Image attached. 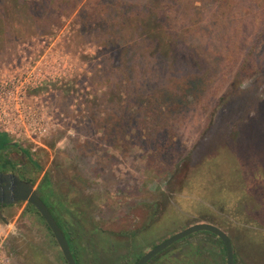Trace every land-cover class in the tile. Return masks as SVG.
I'll return each instance as SVG.
<instances>
[{
  "label": "rangeland",
  "instance_id": "rangeland-1",
  "mask_svg": "<svg viewBox=\"0 0 264 264\" xmlns=\"http://www.w3.org/2000/svg\"><path fill=\"white\" fill-rule=\"evenodd\" d=\"M76 1L73 9L52 8L46 22L11 15L0 35V79L33 71L38 88L28 95L47 104L53 122L39 145L10 137L16 146L2 157L35 189L48 180L56 213L82 240L73 243L80 264H93L84 246L94 224L132 230L138 242L195 223L225 230L239 264H264V58L255 69L243 61L264 23L263 3L161 0L173 3L182 24L169 29L164 40L176 44L175 53L157 73L137 39L140 28L118 42L117 29L93 26L95 0ZM118 1V11L132 13L147 0ZM3 216L0 242L11 264H63L45 222L26 203ZM114 234L109 238L129 241Z\"/></svg>",
  "mask_w": 264,
  "mask_h": 264
},
{
  "label": "trees",
  "instance_id": "trees-1",
  "mask_svg": "<svg viewBox=\"0 0 264 264\" xmlns=\"http://www.w3.org/2000/svg\"><path fill=\"white\" fill-rule=\"evenodd\" d=\"M98 4L97 6H100L99 9H97L96 17L93 19V26L96 29H103L105 25H109L112 30L117 29L118 30V36L117 40L118 42H124L128 43L129 41L133 39H129V36L127 35L130 28L136 27L141 29V36L137 39H140L141 42L145 43L146 45V51L148 52L150 57L154 60V68L155 72H157V69L161 66L163 63V58L166 57V55L171 52L175 53V51H170V47L174 46L176 44H171L169 42H166L165 37L167 33H169V29L173 25H180L182 24V21H180L176 15H173L172 9L170 7L173 5V3H169L168 1H163V3H160L161 0H147L144 5H135L133 8H141L140 11H134L131 12H125L118 11L119 10V4L117 1H103V0H95ZM197 0H195L196 2ZM215 2L218 7H234L237 5L238 0H207ZM262 2L264 6V0H257ZM199 2V1H198ZM73 3L75 4L73 7ZM78 1L76 0H37V1H21V0H0V35L3 36L6 32V29L8 27V23L11 19V15L17 16L20 12L25 14L27 17L35 18L34 20L36 22H46L50 19V16L53 12L52 8H60L64 7L66 5L70 6L71 9L75 8ZM71 4V5H70ZM163 4V5H162ZM110 5V6H109ZM121 5V3H120ZM114 7L112 10H108ZM194 6V3H193ZM122 7V5H121ZM65 8V7H64ZM62 9L59 10L58 12ZM105 14V15H103ZM123 32V33H122ZM122 39V40H118ZM136 38V37H135ZM121 43V44H122ZM262 49V51L259 50L257 53V48ZM160 50V51H159ZM160 52V53H159ZM157 55V57L155 56ZM175 56V54H174ZM249 58V59H248ZM264 58V23L261 25L259 31L257 32L255 36V41L252 44V47L249 51H247L243 57L244 64H251L252 67L257 68L261 66V62ZM253 69V68H252ZM147 72H151V69H148ZM241 72V69H240ZM158 73V72H157ZM153 73H151L152 75ZM150 76L146 78L145 84L147 85L146 88H151L150 83ZM117 87V85L115 84ZM142 83L138 86V88L142 89ZM144 92V91H143ZM142 92V93H143ZM145 94H142V96ZM16 146L13 144V140L10 138L9 135L5 133H0V162L2 166L5 168L8 167L10 169H14L15 165L12 164L9 160L4 159L1 155V153L8 148ZM23 154L28 158V160L31 161V159L28 157L29 153L26 150H22ZM33 184L32 181H28ZM44 184L40 185V187L37 189L38 194L40 195L41 200L45 203L48 210L54 217L57 223L59 222V215L56 213V201H50L51 195L49 194V197L46 196L45 199H43L42 195L45 193L46 188L49 187V182L47 179H45ZM27 206L34 210H36L29 204ZM37 213V212H36ZM38 214V213H37ZM58 215V216H57ZM61 220V219H60ZM62 221V220H61Z\"/></svg>",
  "mask_w": 264,
  "mask_h": 264
},
{
  "label": "flooded vegetation",
  "instance_id": "flooded-vegetation-1",
  "mask_svg": "<svg viewBox=\"0 0 264 264\" xmlns=\"http://www.w3.org/2000/svg\"><path fill=\"white\" fill-rule=\"evenodd\" d=\"M14 170L15 169H6L4 166L0 165V173H12L17 176H20L19 174H16V172H13ZM45 196L49 197V194L47 195L46 191H45ZM7 207L10 206H3V207L0 206V213H2V215ZM59 222L60 224L59 223L57 224L61 228L62 233L69 245V249L75 261V264H80L78 249L75 247L76 245L73 244L74 240H76L78 236H75L76 239H73V235L68 231V229L65 228L63 221L59 219ZM214 223L216 222L214 221ZM195 224H200V223H195ZM94 226L95 229H93L94 231L92 232V234L87 236L88 244H86L87 245L86 247L84 246V248L86 249L85 254L87 257L92 259L93 264H137L138 261L141 258H143V256H145L147 253H149L153 248H155L156 246H158L159 244H161L162 242H164L174 234L190 227L188 226L180 231H177L162 240L160 239L163 236L160 237L156 235L154 236V238L150 239L149 241L147 239H143L144 237L139 235V237L137 236L139 238L137 242L136 240H132L133 238L132 230L125 229L123 231L121 230L118 232H112V230L100 229L95 224ZM220 229L223 230L222 228ZM223 231L227 234L225 230ZM95 232L101 233L102 237L96 236ZM113 233L120 234L118 235L119 237L126 238L129 241L126 242V245H123L122 241H116L113 240L112 238L110 239L109 236L112 235L109 234H113ZM199 236H204V239L197 240V237ZM228 237L230 238L233 247V264H239L237 260V253L235 251V245L233 243V240L229 235ZM80 239L81 238L79 236V239L77 240ZM80 241L82 242V240ZM148 241L149 244L144 243ZM155 242H157L155 245L153 246L150 245L151 243L154 244ZM143 245L145 246L148 245L147 246L148 248L145 249L146 251L143 249L144 248ZM56 249L58 252L57 253L58 257L62 260L63 264H66V261L64 260L58 245L56 246ZM218 251L220 252L219 255H218ZM222 257L224 261L222 260ZM218 258L220 260L219 264H222V262L223 264H227L223 243L215 235L209 232L202 231V232L193 233L179 240L178 242L172 244L171 246H169L168 248H166L159 254L155 255L153 258H151L148 262H146V264H218Z\"/></svg>",
  "mask_w": 264,
  "mask_h": 264
},
{
  "label": "built area",
  "instance_id": "built-area-1",
  "mask_svg": "<svg viewBox=\"0 0 264 264\" xmlns=\"http://www.w3.org/2000/svg\"><path fill=\"white\" fill-rule=\"evenodd\" d=\"M34 72L0 79V133L17 142L39 145L52 129L47 104L29 91L38 88ZM0 264H11L0 242Z\"/></svg>",
  "mask_w": 264,
  "mask_h": 264
},
{
  "label": "water",
  "instance_id": "water-1",
  "mask_svg": "<svg viewBox=\"0 0 264 264\" xmlns=\"http://www.w3.org/2000/svg\"><path fill=\"white\" fill-rule=\"evenodd\" d=\"M15 144V143H13ZM19 203H26L31 205L39 216L43 219L49 231L51 232L56 244L58 245L66 264H75V261L71 255L69 245L62 233L61 228L57 224L56 220L48 210L45 203L41 200L37 189L34 185L28 181L20 179L17 175L12 173H0V206H12ZM0 220L7 225L8 221L4 218L2 213H0ZM209 232L223 243L226 263L233 264V247L232 242L228 235L221 230L210 224H195L182 230L155 248H153L149 253H147L143 258H141L137 264H146L151 258L159 254L172 244L178 242L179 240L193 234L196 232Z\"/></svg>",
  "mask_w": 264,
  "mask_h": 264
},
{
  "label": "crops",
  "instance_id": "crops-1",
  "mask_svg": "<svg viewBox=\"0 0 264 264\" xmlns=\"http://www.w3.org/2000/svg\"><path fill=\"white\" fill-rule=\"evenodd\" d=\"M49 198H50V197H49ZM50 201H53V200H51V199H50ZM60 219H61V220H64V217H63V216H61V217H60Z\"/></svg>",
  "mask_w": 264,
  "mask_h": 264
}]
</instances>
